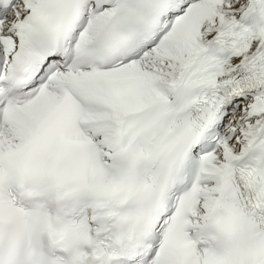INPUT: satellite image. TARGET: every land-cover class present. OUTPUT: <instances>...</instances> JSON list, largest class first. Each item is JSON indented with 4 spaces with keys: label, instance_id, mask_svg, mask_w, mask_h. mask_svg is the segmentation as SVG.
Wrapping results in <instances>:
<instances>
[{
    "label": "snow or ice",
    "instance_id": "6c2138e0",
    "mask_svg": "<svg viewBox=\"0 0 264 264\" xmlns=\"http://www.w3.org/2000/svg\"><path fill=\"white\" fill-rule=\"evenodd\" d=\"M0 264H264V0H0Z\"/></svg>",
    "mask_w": 264,
    "mask_h": 264
}]
</instances>
